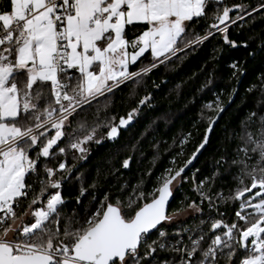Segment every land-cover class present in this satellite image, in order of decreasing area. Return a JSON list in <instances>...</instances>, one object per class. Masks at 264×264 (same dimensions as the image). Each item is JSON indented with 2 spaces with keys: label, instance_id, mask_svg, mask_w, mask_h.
Listing matches in <instances>:
<instances>
[{
  "label": "snow or ice",
  "instance_id": "obj_1",
  "mask_svg": "<svg viewBox=\"0 0 264 264\" xmlns=\"http://www.w3.org/2000/svg\"><path fill=\"white\" fill-rule=\"evenodd\" d=\"M253 13L264 18V0L251 10L226 0H0V264H264V78L248 89L259 92L256 105L225 129L216 170L194 181L207 202L208 219L200 221L207 231L184 228L170 239L164 229L185 211L169 213L173 190L227 110L219 96L204 105L211 115L201 113L207 126L196 150L179 167L174 157L151 190L141 177L93 194L85 205L81 197L88 188L94 193L98 180L81 183L75 203L82 210L71 213L63 195L75 168L68 156L83 160L89 144L115 140L139 106H151L152 96L144 95L116 123L108 115L116 90L131 85L135 95L154 70L217 33L236 47L229 25ZM201 22L203 33L195 30ZM231 68L240 71L236 63ZM190 137L180 140L177 156ZM131 160L120 167L130 168ZM225 174L227 194L213 191ZM201 204L187 208L202 212ZM223 205L234 209L230 222ZM193 231L185 241L182 233Z\"/></svg>",
  "mask_w": 264,
  "mask_h": 264
},
{
  "label": "trees",
  "instance_id": "obj_2",
  "mask_svg": "<svg viewBox=\"0 0 264 264\" xmlns=\"http://www.w3.org/2000/svg\"><path fill=\"white\" fill-rule=\"evenodd\" d=\"M226 3H243L251 10V7L258 6L261 0H226ZM210 22L211 20L208 21ZM204 29V22L195 26L198 32L203 33ZM228 36L236 41V47L225 45L221 35L217 33L215 38L210 37L203 44L187 49L185 53H179L183 59L173 58V63L154 70L135 95L130 93L131 85H122L115 91L110 98L108 115L116 117V123L121 116L127 117L128 112L137 107L138 100L144 95L152 96L151 106H139L140 110L134 115L130 125L120 129L115 140L105 139L100 144H89L83 160H73L71 155L68 156L69 165L75 164L72 182L65 185L63 192L68 213H71L73 208L82 210L75 203L81 183L88 188L89 184L98 180V189L93 193V190L88 188L86 194L81 197L85 205L93 194L101 197L105 191L115 192L121 184H135L141 177L145 178L147 189L151 190L155 177L165 168L173 167L170 162L174 157L175 167H179L196 150L207 126V121L201 120V113L211 115L204 105L215 102L219 96L227 110L221 114L214 131L209 134L208 144L197 153L190 168L183 173L187 180L173 190V199L168 210L169 213L180 208L186 210L188 203L192 201L201 204L192 192L191 180L193 178L200 182L216 170L215 162L219 159L223 144L226 143L225 129L234 127L238 119L256 105L259 92L250 93L248 89L258 85L264 78V18L256 13H253L252 19L245 16L243 21L229 25ZM245 43L247 47L243 46ZM233 63L240 68L236 75H233L234 70L231 68ZM136 67H139V64ZM153 81L159 87H153ZM233 89L236 90L235 93ZM100 100L102 105L103 98ZM94 111L95 107L89 109L90 114ZM188 133H191V137L183 145V156H177L181 151L180 140ZM129 156L132 157L130 168H121V161ZM149 170L152 172L150 178L145 177ZM78 175L82 177L81 181L75 180ZM230 185L231 177L222 175L216 180L213 191L223 190L227 194ZM221 207L230 222L234 209L227 205ZM201 208L202 212L166 224L164 230L170 234L188 225H196L198 219L206 221L209 210L203 203ZM208 227L206 223L203 228L207 231ZM163 255L161 252L159 257Z\"/></svg>",
  "mask_w": 264,
  "mask_h": 264
},
{
  "label": "built area",
  "instance_id": "obj_3",
  "mask_svg": "<svg viewBox=\"0 0 264 264\" xmlns=\"http://www.w3.org/2000/svg\"><path fill=\"white\" fill-rule=\"evenodd\" d=\"M217 204H219V201H217ZM221 208H222V207L219 208V211L224 212ZM195 213H196V212H195ZM212 215H213L215 218H219V217L216 216V213H215V212H213ZM201 220H202V219H198L197 224L194 225V226H192V227H190V226H186V227H184V228H188V229H196L197 226L204 227L205 225H200V221H201ZM206 221H207V220H206ZM184 228H183V229H184ZM176 232H182V230H179V231H176ZM176 232L170 233V234H169V238L171 239V238H172V234H174V233H176ZM189 234L195 236L197 233L194 232V231H193V232H190V233H182V236H183V238H184L185 241H187V236H188ZM162 253H164V255H163L162 257H159V258H161V259H163V258H171V255H170L168 252H162Z\"/></svg>",
  "mask_w": 264,
  "mask_h": 264
},
{
  "label": "rangeland",
  "instance_id": "obj_4",
  "mask_svg": "<svg viewBox=\"0 0 264 264\" xmlns=\"http://www.w3.org/2000/svg\"><path fill=\"white\" fill-rule=\"evenodd\" d=\"M194 214H195V211H193L191 209H186L182 215L176 216L173 221H171V222H169L167 224H170V223H173V222H177L179 220H183L185 217H187L189 215H194Z\"/></svg>",
  "mask_w": 264,
  "mask_h": 264
},
{
  "label": "bare ground",
  "instance_id": "obj_5",
  "mask_svg": "<svg viewBox=\"0 0 264 264\" xmlns=\"http://www.w3.org/2000/svg\"><path fill=\"white\" fill-rule=\"evenodd\" d=\"M194 179L192 178V180H191V189H192V192L194 193V195H195V197H197V200H198V202H200L201 203V201H200V197L196 194V192H194L193 191V188H194ZM186 182V181H185ZM199 182H196L195 181V184H198ZM178 186V185H177ZM217 201H219V200H217ZM203 204H205V205H207V202L205 201V202H203ZM190 216V215H189ZM174 223V222H173ZM188 226H190V227H192V226H194V225H188Z\"/></svg>",
  "mask_w": 264,
  "mask_h": 264
},
{
  "label": "water",
  "instance_id": "obj_6",
  "mask_svg": "<svg viewBox=\"0 0 264 264\" xmlns=\"http://www.w3.org/2000/svg\"><path fill=\"white\" fill-rule=\"evenodd\" d=\"M194 159H192V161H193ZM192 163V162H191ZM191 163L187 166V168L185 169V171H187L189 168H190V166H191ZM172 197H170V201H169V203H171V201H172Z\"/></svg>",
  "mask_w": 264,
  "mask_h": 264
}]
</instances>
